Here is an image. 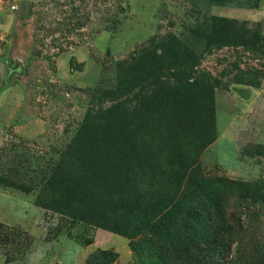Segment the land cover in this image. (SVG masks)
I'll return each mask as SVG.
<instances>
[{
    "label": "rangeland",
    "instance_id": "1",
    "mask_svg": "<svg viewBox=\"0 0 264 264\" xmlns=\"http://www.w3.org/2000/svg\"><path fill=\"white\" fill-rule=\"evenodd\" d=\"M213 17L264 0H0V264H264V78Z\"/></svg>",
    "mask_w": 264,
    "mask_h": 264
},
{
    "label": "trees",
    "instance_id": "2",
    "mask_svg": "<svg viewBox=\"0 0 264 264\" xmlns=\"http://www.w3.org/2000/svg\"><path fill=\"white\" fill-rule=\"evenodd\" d=\"M238 7L258 9L260 7V0H256L255 2H248V3H242L241 0H238ZM211 20L213 22L212 24L213 33L211 37L207 38L209 43L219 48L228 47V48H234L238 50L243 49L244 51L250 52L254 56H257L256 59L258 61V65L255 68H253L252 71H246L244 69H241L238 66V68H236V70H238V76L232 77L230 82L249 85L253 87H260L262 83V79L264 78V33L262 29V24L257 23V24L251 25L249 22H245V21L241 22L238 20H232V19H228L225 17H213ZM193 72L194 71L190 70L189 74L190 73L192 74ZM193 74L195 76L194 77L195 85L206 91L212 92L215 88H218L219 86L222 85L221 79L220 81L214 77H206L205 75H197L196 72ZM188 79H191V78L187 76V82H188ZM216 82L218 83L215 84ZM125 153H126V150L124 147H122L118 150L115 149L113 151V156L116 160V158L118 157V154H120L122 157H125L126 156ZM196 164H197L196 162L192 163L191 160L185 155L183 156V165H182V171H181L183 175L182 176L183 181L189 178L188 175L191 174L189 171L193 170ZM132 169L133 167L129 166V164L124 161L115 163L112 167V171H113L114 177L120 178L117 184L119 182L125 183L124 181L128 180L129 172ZM197 175L199 179L198 183L200 184L206 183L205 181L207 180L202 178L200 172H198ZM66 192L64 191L63 195ZM71 195H73V193L70 192L68 195L65 196V199L69 200V197ZM85 199L87 198L85 197ZM126 207H127V204H121L115 209V216L117 217V219H119V222H122L121 223L122 225L125 224V220L127 219L126 216L128 217L129 215V210L125 211ZM70 214L73 215V213H70ZM150 216L154 220H156L158 223H160V221H162L165 218V214L163 212L158 214L152 211ZM192 247L194 248L195 251L205 252L207 250L205 248L201 249L197 243H195V245H193ZM223 248L224 247L220 246V250L219 249H212V250L208 249L209 253L206 255V257L208 260L212 262L211 264H231L230 262H223L222 259L220 258ZM190 252H191L190 249L182 251L183 254L189 253L190 256L189 255L188 256L190 258L196 257L195 258L196 260H200L201 255L194 256V254L193 253L190 254ZM207 259L203 256V260L205 263H208Z\"/></svg>",
    "mask_w": 264,
    "mask_h": 264
}]
</instances>
